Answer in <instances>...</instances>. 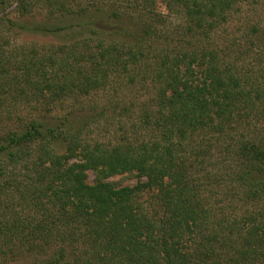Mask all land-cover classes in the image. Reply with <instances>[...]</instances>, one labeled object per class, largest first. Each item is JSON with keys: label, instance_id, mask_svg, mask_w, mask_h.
<instances>
[{"label": "trees", "instance_id": "trees-1", "mask_svg": "<svg viewBox=\"0 0 264 264\" xmlns=\"http://www.w3.org/2000/svg\"><path fill=\"white\" fill-rule=\"evenodd\" d=\"M255 3L0 0V264H264ZM37 13L60 21L24 20ZM31 33L68 38L17 43ZM119 82L144 98L20 119ZM101 121L111 139L80 136ZM126 174L136 181H111Z\"/></svg>", "mask_w": 264, "mask_h": 264}, {"label": "rangeland", "instance_id": "rangeland-1", "mask_svg": "<svg viewBox=\"0 0 264 264\" xmlns=\"http://www.w3.org/2000/svg\"><path fill=\"white\" fill-rule=\"evenodd\" d=\"M158 9L164 13H167L166 9L163 5L159 4ZM246 8V7H245ZM10 17L18 18L19 16L13 12V10H9ZM40 13V12H39ZM38 14V13H37ZM246 15L250 17L251 23H256L258 21H261L264 23V0H257V3H255L250 8L246 9ZM44 16V15H43ZM41 15H33L32 17H27L24 19L25 21L31 22L33 24L35 23H56L59 22L60 19L57 20H48L45 17ZM61 38H68L65 34L62 36H53V35H39V34H23L17 39V43H23L27 46L31 45H44V46H51L53 43L61 42ZM118 93L114 92H106V93H98L93 95L91 98L88 99H81L80 103H72L71 101L67 102L65 104V107L62 108H56L54 109L50 114L47 113L44 110V106L42 105L40 108H42V111H35L34 105L25 106L22 109V114H20V119L22 120H30L33 118H40L42 117L46 121H52V122H60L61 120L68 117L70 120L79 118V116H83L85 113H91L92 106L102 105L106 104V101H111L116 97L114 100L119 101V103H129L131 100L138 101V99H143L144 94L141 90H139L138 87L128 86L122 82H119V84H116V88L118 89ZM143 95V96H142ZM88 107V108H87ZM87 108V110H85ZM18 120L17 117H15V121ZM106 121H101L98 125L97 124H89L91 125L89 129L84 130L82 134L80 135L83 139L88 138L92 140H107L111 139L112 135H108V129H106L105 126ZM83 125V124H82ZM107 127L108 124H106ZM114 128V127H113ZM82 129L84 127L82 126ZM89 135V136H88ZM64 146V145H63ZM61 145V147H63ZM62 149V148H61ZM95 180V174L92 171H88V182L93 183ZM112 182L116 183H125V184H131L134 183L136 180L131 178V176L128 174L117 176L111 179Z\"/></svg>", "mask_w": 264, "mask_h": 264}]
</instances>
